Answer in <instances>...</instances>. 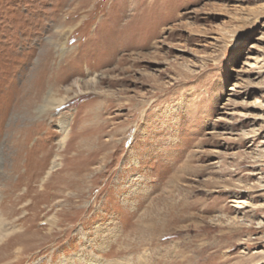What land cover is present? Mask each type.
I'll use <instances>...</instances> for the list:
<instances>
[{"label": "rangeland", "instance_id": "rangeland-1", "mask_svg": "<svg viewBox=\"0 0 264 264\" xmlns=\"http://www.w3.org/2000/svg\"><path fill=\"white\" fill-rule=\"evenodd\" d=\"M261 36L264 0H0V264H264Z\"/></svg>", "mask_w": 264, "mask_h": 264}, {"label": "bare ground", "instance_id": "bare-ground-1", "mask_svg": "<svg viewBox=\"0 0 264 264\" xmlns=\"http://www.w3.org/2000/svg\"><path fill=\"white\" fill-rule=\"evenodd\" d=\"M62 51L63 52H61V55L64 54V51L66 52V50H62ZM38 93H39V96H40V95H42L40 93H43V92H42V90H39ZM63 103H65V99L64 98H58L56 93H55V90L50 86L48 91L43 96L42 105H46V107H47V111L45 113H47L51 109L57 108L58 106L62 105Z\"/></svg>", "mask_w": 264, "mask_h": 264}, {"label": "clouds", "instance_id": "clouds-1", "mask_svg": "<svg viewBox=\"0 0 264 264\" xmlns=\"http://www.w3.org/2000/svg\"><path fill=\"white\" fill-rule=\"evenodd\" d=\"M47 111L46 105H38L36 109L37 116L43 115Z\"/></svg>", "mask_w": 264, "mask_h": 264}, {"label": "snow or ice", "instance_id": "snow-or-ice-1", "mask_svg": "<svg viewBox=\"0 0 264 264\" xmlns=\"http://www.w3.org/2000/svg\"><path fill=\"white\" fill-rule=\"evenodd\" d=\"M260 42H261V43H264V36H261V37H260ZM253 47H255V46H253ZM81 264H88V260H87V259H83V260L81 261Z\"/></svg>", "mask_w": 264, "mask_h": 264}]
</instances>
